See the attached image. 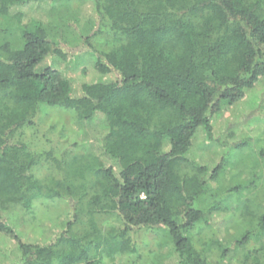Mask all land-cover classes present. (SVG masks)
I'll return each mask as SVG.
<instances>
[{"label":"trees","instance_id":"1","mask_svg":"<svg viewBox=\"0 0 264 264\" xmlns=\"http://www.w3.org/2000/svg\"><path fill=\"white\" fill-rule=\"evenodd\" d=\"M93 1L96 28L83 42L96 55L95 71L104 81L81 82L75 91L66 72H37L47 57L64 56L40 22L23 30L20 48L0 45V233L18 245L13 264H100L103 256L135 253L131 234L160 229L177 264H212L187 235L211 213L200 208L209 170L187 155L198 129L213 140L212 115L264 80L263 3ZM31 2L39 0H0V16L20 23L21 9ZM79 70L80 77L88 73ZM41 106L71 110L80 123L101 117V153L112 166L97 155L64 166L50 152L33 153L14 141L33 125ZM260 157L264 161V151ZM44 164L53 173L35 177ZM221 171L218 164L209 179ZM38 196L77 204L72 221L46 245L23 243L4 218L13 207L29 211ZM101 215L119 227L102 233L96 222ZM257 227L264 235V214ZM253 236L246 233L238 245ZM240 264H264V245L244 254Z\"/></svg>","mask_w":264,"mask_h":264},{"label":"rangeland","instance_id":"2","mask_svg":"<svg viewBox=\"0 0 264 264\" xmlns=\"http://www.w3.org/2000/svg\"><path fill=\"white\" fill-rule=\"evenodd\" d=\"M260 1L264 6V0ZM21 11L25 13L20 23L0 16V45L9 42L20 48L23 30L29 28L31 21L40 22L52 45L64 56L47 57L37 72L47 67L64 71L75 84V91L81 82L105 80L95 71L96 55L83 42L96 28L93 0H39ZM83 68L88 73L80 77L79 69ZM210 122L213 140L219 142L208 140L205 132L198 129L187 158L209 170L205 175L207 195L200 208L210 209L211 213L206 222H200L187 235L198 250L206 252L212 264H240L244 254L259 251L264 245V235L257 230V219L264 214V161L260 157L264 151V80L248 90L243 100L212 115ZM105 134L101 117L80 123L71 110L41 106L33 125L20 130L14 141L26 144L33 153L50 152L64 166L74 165V160L82 156L92 161V156L97 155L109 167L112 163L102 156L100 145ZM218 164L223 171L210 180ZM44 165L34 170L35 177L53 173L52 167ZM75 201L38 196L29 211L13 207L4 218L23 243L46 245L72 221ZM96 222L102 233L119 227L108 216H96ZM248 232L254 236L245 245H238ZM130 238L135 253L116 255L113 259L103 256L100 264H177L165 231H140ZM19 254L17 243L0 233V264H13Z\"/></svg>","mask_w":264,"mask_h":264}]
</instances>
